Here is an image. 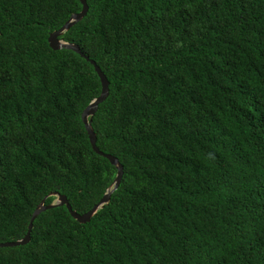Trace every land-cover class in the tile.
<instances>
[{
	"label": "trees",
	"instance_id": "1",
	"mask_svg": "<svg viewBox=\"0 0 264 264\" xmlns=\"http://www.w3.org/2000/svg\"><path fill=\"white\" fill-rule=\"evenodd\" d=\"M86 2L61 39L109 81L91 125L123 177L85 224L39 214L0 264H264V0ZM81 9L0 0V243L49 194L84 214L115 179L81 120L100 80L48 44Z\"/></svg>",
	"mask_w": 264,
	"mask_h": 264
},
{
	"label": "water",
	"instance_id": "2",
	"mask_svg": "<svg viewBox=\"0 0 264 264\" xmlns=\"http://www.w3.org/2000/svg\"><path fill=\"white\" fill-rule=\"evenodd\" d=\"M79 1L82 5L81 11L78 13L72 14L70 16V18L65 22V24L61 28L50 33L48 36V44H49L50 48L53 50H61V49L71 50V51L77 53L78 55H80L82 58H84L87 62H89L93 66L94 71L96 72V74L100 80V83H101V91H100L99 96L94 98L88 104V106L83 110V112L81 114V120H82V123L84 125L85 130H86V133H87L90 145L92 147V150L97 155H100V156L106 158L110 162V164L116 168V176H115V179H114L112 185L107 189L106 193L101 198V200L96 205H94L88 212H86L84 214H79L76 211H74L72 209L68 199L66 198V196L61 195L57 192H53V193L49 194L40 202V204L33 211L25 236L22 239L14 241V242L0 243V248L17 247V246H22V245L28 244L30 239H31V231L33 228L34 220L39 216V214H41L42 212L49 210V209L65 206L66 209L68 210L70 216L73 219H75L77 222H79L81 224H85V223L89 222L91 220V218L97 213L98 210H100L105 204H108V202L110 201V197H111L112 193L118 189L120 182L122 180V177H123V173H124L123 166L119 162V160L110 154H105V153L101 152L99 150V148L97 147V145H96L97 137H96V134H95V132L92 128V125H91L92 117L94 116V114L98 110L99 104L104 102L107 99V97L109 96V81H108L107 77L105 76V74L100 69V67L96 64V62L94 60L90 59L88 56H86L81 51L79 45L71 43V42H67V41H64L63 39H61V36L65 32H67L69 29H71L75 24L80 22L86 16V14L88 12V5H87L86 0H79ZM50 196H54L56 199L54 200L53 203L46 205L45 200Z\"/></svg>",
	"mask_w": 264,
	"mask_h": 264
}]
</instances>
